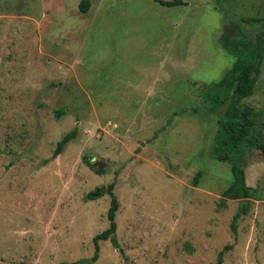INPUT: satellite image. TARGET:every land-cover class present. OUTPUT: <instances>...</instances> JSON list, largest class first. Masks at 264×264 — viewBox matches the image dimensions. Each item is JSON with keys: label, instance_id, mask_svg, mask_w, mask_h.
I'll use <instances>...</instances> for the list:
<instances>
[{"label": "rangeland", "instance_id": "rangeland-1", "mask_svg": "<svg viewBox=\"0 0 264 264\" xmlns=\"http://www.w3.org/2000/svg\"><path fill=\"white\" fill-rule=\"evenodd\" d=\"M180 1L0 0V264L91 260L112 197L88 196L112 184L117 246L101 241L95 264H264L262 154L248 152L234 233L244 202L223 197L235 179L207 104L235 62L226 27L264 32L243 23L264 0ZM261 70L242 105L264 140Z\"/></svg>", "mask_w": 264, "mask_h": 264}, {"label": "trees", "instance_id": "trees-1", "mask_svg": "<svg viewBox=\"0 0 264 264\" xmlns=\"http://www.w3.org/2000/svg\"><path fill=\"white\" fill-rule=\"evenodd\" d=\"M158 2L165 7H174L182 4L180 0ZM84 5V4H83ZM82 5V11L85 7ZM264 19L255 18L243 19L244 24L263 22ZM233 30L238 31V35H228ZM226 34L221 39V44L234 58L235 62L229 72L218 83L209 87L214 96L209 99L207 104L211 107V112L220 113V128L215 140L214 155L218 161L229 162L232 164V174L234 183L226 190L223 197L229 200H242L244 203L236 213L232 223V230L237 232V221L242 214H246L245 205L252 197V189L246 183V171L248 152L257 148L260 150L264 160V140L261 137L253 136L255 130L254 115L252 107L242 105V101L254 95L257 81L261 75L264 63V32L246 31L242 25H232L226 27ZM76 131L67 134L58 144L52 156L55 160L61 156L66 147L75 139ZM229 149L230 154H224ZM96 171L95 168H93ZM98 172V171H97ZM196 177L195 184H198ZM107 190L112 197L111 208L109 210V220L111 226L105 232L94 238L96 253L94 257L83 262V264H95L100 258V242L113 239L116 244V215L120 210V203L114 193V184L108 189L97 188L94 193L88 196L89 200L100 198ZM227 249V248H226ZM223 253L220 255L222 258Z\"/></svg>", "mask_w": 264, "mask_h": 264}]
</instances>
